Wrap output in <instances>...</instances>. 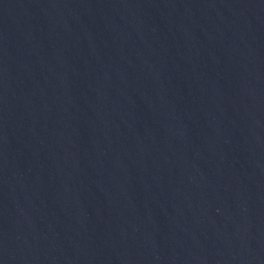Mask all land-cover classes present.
I'll return each instance as SVG.
<instances>
[{
  "label": "water",
  "instance_id": "obj_1",
  "mask_svg": "<svg viewBox=\"0 0 264 264\" xmlns=\"http://www.w3.org/2000/svg\"><path fill=\"white\" fill-rule=\"evenodd\" d=\"M0 264H264V0H0Z\"/></svg>",
  "mask_w": 264,
  "mask_h": 264
}]
</instances>
